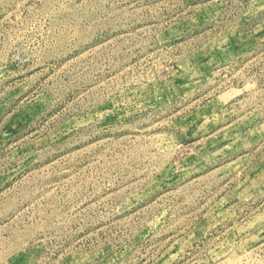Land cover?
I'll use <instances>...</instances> for the list:
<instances>
[{
    "label": "rangeland",
    "instance_id": "rangeland-1",
    "mask_svg": "<svg viewBox=\"0 0 264 264\" xmlns=\"http://www.w3.org/2000/svg\"><path fill=\"white\" fill-rule=\"evenodd\" d=\"M0 264H264V0H0Z\"/></svg>",
    "mask_w": 264,
    "mask_h": 264
}]
</instances>
